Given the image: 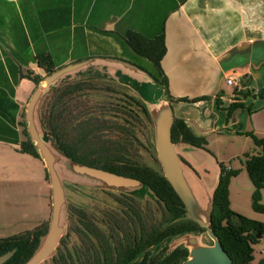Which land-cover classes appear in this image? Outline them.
Masks as SVG:
<instances>
[{
	"label": "crops",
	"instance_id": "0c3cea01",
	"mask_svg": "<svg viewBox=\"0 0 264 264\" xmlns=\"http://www.w3.org/2000/svg\"><path fill=\"white\" fill-rule=\"evenodd\" d=\"M129 30L148 37L164 32L162 67L174 100L150 75L160 76L153 62L126 41ZM43 52L51 53L56 67L92 59L73 79L102 75L151 108L168 100L173 116L206 136L211 149L234 132L230 123L240 124V115L244 126L235 130L240 138L255 145L247 134L252 129L264 137V0H0L1 151L23 153L21 121L36 84L22 73L45 76L37 60ZM229 76L237 85L227 84ZM235 90L241 93L236 96ZM202 95L206 98L198 101L179 99ZM235 97L244 106L229 117ZM177 149L197 196L212 194L221 173L215 154L184 142ZM31 156L39 162L51 202L45 163Z\"/></svg>",
	"mask_w": 264,
	"mask_h": 264
},
{
	"label": "trees",
	"instance_id": "16d2710c",
	"mask_svg": "<svg viewBox=\"0 0 264 264\" xmlns=\"http://www.w3.org/2000/svg\"><path fill=\"white\" fill-rule=\"evenodd\" d=\"M125 38L134 51L153 62L160 76L150 75L165 87L169 99L174 100L162 67L167 52L164 32L148 37L129 30ZM37 60L47 74L57 68L49 52L39 53ZM22 74L33 80L36 86L44 78L31 70ZM95 88L90 79L51 86L52 95L46 109L40 112L43 128L56 147L70 159L136 177L143 185L126 193L121 192L116 201L122 207L107 211L105 220L101 221L103 225L96 223L86 210L70 208V215L77 217L73 231L77 233L79 242L68 246L62 240L54 255L55 264H180L188 257L189 250L183 244L170 250L171 241L186 233H205L206 228L188 216L185 203L166 178L162 166L156 168L138 158L134 149L141 142L132 123L125 119L123 122L107 119L104 112H113V105L107 108L104 103L100 107L84 99L89 94L87 92ZM238 93L241 92L235 90V94ZM205 98L202 95L179 99L198 101ZM133 99L152 122L146 106L140 100ZM243 106L235 97L227 107L229 117H233ZM135 117L139 118L137 114ZM21 125L25 139L18 150L41 158L29 137L24 119ZM113 132L117 135H112ZM247 134L260 148L256 154L245 153L243 161L254 185L252 207L264 213V137H257L253 132ZM172 139L175 143L184 142L210 151L207 137L194 133L181 118L174 117ZM220 167L219 181L213 193L211 228L233 258L234 264H253L255 245L264 237V221L249 218L231 207L229 185L240 170L223 162H220ZM46 178L49 180L47 168ZM148 194L151 200L146 197ZM48 226L49 221H45L32 230L0 238V255L15 249L12 257L3 264H24L40 245ZM259 264H264V259Z\"/></svg>",
	"mask_w": 264,
	"mask_h": 264
},
{
	"label": "rangeland",
	"instance_id": "374dc122",
	"mask_svg": "<svg viewBox=\"0 0 264 264\" xmlns=\"http://www.w3.org/2000/svg\"><path fill=\"white\" fill-rule=\"evenodd\" d=\"M69 77L64 78L60 83L77 81L70 80ZM76 79L78 78L76 77ZM80 79H90L97 87L89 90L87 92L89 94L84 99L89 100L91 105H99L100 107L104 103L107 108L113 105L112 109L115 110L113 112L105 111L104 117L121 122L125 119V121L132 123L141 142V145L134 149L138 154V158L146 164L159 168L161 163L154 146V126L147 116H145L139 104L133 99L135 96L99 74L97 76L92 74L88 77H81ZM229 91L232 93L231 88H229ZM51 95L52 91L43 98L40 105V112L46 109V104ZM100 102L102 104H96ZM136 114L139 118L135 117ZM247 119L250 125L247 130H250L253 128V125L248 117ZM230 124L234 132L227 133V140H215L214 147L212 149L210 147L208 148L215 154L219 162H223L227 166L231 165L234 169L240 170L239 174L231 179L229 185L231 207L249 218L264 221V213L257 212L252 207L254 185L243 162L245 153H257V151H254L256 145L252 144L251 139L245 140V137L240 138L238 136L239 133L235 132L236 129L244 126V120L241 115L240 124L236 126H233L232 122ZM249 132H253L257 137H263L254 132L253 129ZM112 135L115 136L117 133L113 132ZM51 143L58 150L52 139ZM42 173L39 162L31 155L16 153L10 149L0 150V238L10 237L24 231L32 230L37 225L50 220L52 208L48 195L49 190H46L41 182L40 178ZM63 175L67 203L65 212L63 213L66 232L62 236L61 241L64 240L68 246H73L78 244L79 239L77 233L73 231V225L77 222V217L70 215V208L78 207L86 210L87 213L92 215L96 223L103 225L101 221L105 220L107 211L122 207L116 199L120 197L121 192L126 193V191L105 188L98 185H86L84 183L91 182L72 174L70 171H65ZM146 197L149 199L150 195L148 194ZM202 202L206 206V195L202 197ZM45 217L47 220H43ZM201 240L203 243L210 242V238L206 232L203 234ZM56 254L57 250L55 252ZM54 257L48 258L41 264H55ZM263 258L264 237L260 243L255 245V260L253 264H259Z\"/></svg>",
	"mask_w": 264,
	"mask_h": 264
},
{
	"label": "water",
	"instance_id": "95a60500",
	"mask_svg": "<svg viewBox=\"0 0 264 264\" xmlns=\"http://www.w3.org/2000/svg\"><path fill=\"white\" fill-rule=\"evenodd\" d=\"M91 61L92 59H87L60 66L45 75L42 83L36 86L33 91L24 111V120L29 137L39 151L48 171L52 208L48 230L34 254L24 264H41L53 257L60 245L62 236L66 232L65 221L63 220L67 203V193L63 180L65 171H70L72 174L91 182L84 183L86 185H98L126 192L138 189L143 185L141 180L136 177L70 159L59 149L57 150L52 145L51 138L46 136L40 114L43 98L50 92L51 86L60 85L64 78L70 76V80L80 79L81 77L73 79L71 76ZM123 63L134 67L130 62L123 61ZM145 106L154 126V146L163 172L185 203L188 216L206 228V233L211 240L209 243H203L201 239L204 233H186L173 239L169 244V249H174L180 244L188 248V257L180 264H234L233 258L211 228L214 191L212 194L207 193V202L204 206L202 199L197 196L187 179L184 168L185 161L178 152L177 143L172 139L174 116L170 102L162 100L155 107ZM14 252L15 249L1 254L0 264L11 258Z\"/></svg>",
	"mask_w": 264,
	"mask_h": 264
},
{
	"label": "built area",
	"instance_id": "2783aa9c",
	"mask_svg": "<svg viewBox=\"0 0 264 264\" xmlns=\"http://www.w3.org/2000/svg\"><path fill=\"white\" fill-rule=\"evenodd\" d=\"M227 84L228 85H237V82H236V80H235V78L233 76H229V77H227Z\"/></svg>",
	"mask_w": 264,
	"mask_h": 264
}]
</instances>
